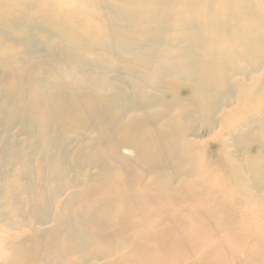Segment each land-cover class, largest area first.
<instances>
[{"label": "bare ground", "instance_id": "1", "mask_svg": "<svg viewBox=\"0 0 264 264\" xmlns=\"http://www.w3.org/2000/svg\"><path fill=\"white\" fill-rule=\"evenodd\" d=\"M0 264H264V0H0Z\"/></svg>", "mask_w": 264, "mask_h": 264}]
</instances>
